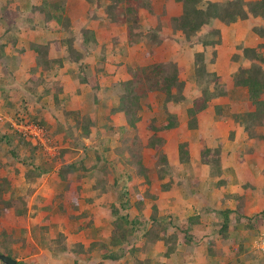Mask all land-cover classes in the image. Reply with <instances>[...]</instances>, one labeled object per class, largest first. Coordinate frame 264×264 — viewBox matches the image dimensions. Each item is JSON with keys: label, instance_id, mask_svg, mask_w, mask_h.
Returning a JSON list of instances; mask_svg holds the SVG:
<instances>
[{"label": "rangeland", "instance_id": "rangeland-1", "mask_svg": "<svg viewBox=\"0 0 264 264\" xmlns=\"http://www.w3.org/2000/svg\"><path fill=\"white\" fill-rule=\"evenodd\" d=\"M39 1L15 0L14 3L8 4L4 0H0V15L4 14L5 10L7 12L9 10L15 11L17 5L23 10H28L32 5L39 3ZM102 1L108 3L110 0ZM153 1L155 13L151 14L148 11H142L139 15L140 26L144 32L156 30L160 24L159 20L165 24L169 19L179 16L182 11L181 4L175 0ZM206 1L224 3L227 0ZM4 7L6 8L5 10L2 9ZM87 11L88 4L85 0H70L68 14L73 21L85 18ZM18 24H20L19 27L22 26L21 23ZM15 25L14 22H11L8 27L12 26L15 28ZM212 25V28L221 29L222 45L218 47V59L214 64H210L211 55H207V71L216 73L219 77L221 76L224 83L228 84L230 88L229 97L219 98L217 102L228 103L232 112H244L247 109L249 100L248 90L235 87L233 79L238 68L241 65L248 67L249 62L242 59L236 61L234 56L241 52L242 47H254L261 42L254 29L257 26H263L264 23L250 18L231 26H226L217 20L213 21ZM43 27V25L38 26L36 31L20 28L17 31L19 38L18 47L28 48L32 41L45 42L49 41L50 38L55 37L57 39L62 37L56 32L51 33ZM101 27L98 29L101 34L106 35V38L102 40L97 35L100 46L96 51L87 55L88 57L82 61V67L80 64H71L64 46L60 51L52 47L51 56L55 59H64V65L66 63V66L74 72L69 75L71 81L66 82L68 86H71L68 91L70 93H74L78 85L75 75L80 73L83 67L90 66V63H99L100 68H104L103 71L107 72L106 76L101 74L102 84L106 88L98 93L99 103H101L102 107L100 108L99 106L98 112L92 115V117L97 119L98 126L93 129L90 138L84 139L85 144L89 146L87 155L91 165L97 162V156L99 155L102 158L99 163L97 162L100 166L105 161H108L116 164L120 173L128 172L133 174L127 164V160L123 159L122 155L130 157V150L133 147L136 149L141 147L139 156L143 167L148 169L150 183L142 186L144 179L134 171L130 188H137L136 192L138 190L137 193L142 197V205H138L139 197L134 192L130 199V206L126 210L123 209L125 198L122 197L121 190L112 187L113 182L110 179H108V182H110L106 191L94 190L92 186L93 173H90L82 183L83 191L80 194V210L78 212L73 211L69 205L63 202L61 184L57 177V169L62 162L58 159L55 161V158L60 155L61 149H72L73 144L71 140L69 141L65 138V132L60 130L62 125H64V130L70 129L72 124V121L70 119L67 120L61 110H63V107L66 110L68 108L80 110L81 107H84V99L75 101V103L72 102L69 106L66 102H63L60 104V108L56 106L52 95L47 99H45L46 96L43 99H39L40 95L45 91V85L48 84L36 86L37 81L30 82L31 69L33 67L30 68L29 66L30 64L36 65L34 62L35 54L30 57L23 55L21 59V56L19 58L17 51L12 50L9 44L5 48L2 61H0V114H2L0 117L3 119L0 120V136L10 130L8 123L11 120L18 119L19 116H14L17 112L24 114L26 113L25 108H28L29 112L35 114L42 110V114L44 113L45 115L43 118L48 120L46 127L50 134V146L52 149L51 151H46L45 148H42V152L48 158V163L53 165V168L51 172L42 178L29 181L24 175L28 168L23 165L22 161L12 164L14 157L10 151L19 147L18 138H11L12 143L10 144L7 142L0 144V156L5 163L11 164L1 169V175L11 180V186L6 189L4 196H6L5 198L13 197L14 199L23 197L28 203V212L24 216H15L13 212L1 211L0 254H10V257L20 264H76L75 254L69 249L76 248L79 243L84 245V250H88L93 243L102 240L107 243L109 250L114 249L110 245V239L114 230V222L118 216L114 215L113 211L115 208L117 211L120 210L122 214H127L130 220H140L143 228L150 225L153 207L156 205L160 217L173 216L172 219L176 222L179 221V224L184 226L191 215L196 210L201 211L203 206L210 204L215 208L221 206L234 208L235 203L236 207L238 205L235 196L244 195L246 201L242 202L241 210H243L245 217L239 218L240 221H237L238 217L234 214L231 217L232 222L229 232L232 235L236 232H245L244 235L250 234V238L256 235L251 242L249 241L250 238L246 240L244 237V245L248 248V252L246 251L247 256L236 255V249L239 248V245L230 243L228 246H224L225 249L222 250V254L218 252L217 259L219 262L217 264H242L238 262L239 259L240 261L243 260L244 264H264V252L257 246V242L264 239V215L262 214L264 211V180H257L264 177V142H259L255 139L250 140L244 126L235 122L232 116L227 115L218 119L219 117H216L212 107L199 114L197 129L187 130L182 133L184 129H187L188 117H186V109L192 105L201 89L205 87V85L199 84V80L196 79L195 55L203 50L201 42L196 41L193 45L184 44L180 33L173 34L163 26L165 40L162 45L154 47L144 42L143 44L145 45H142L141 42L140 45H137V50H134L132 54L137 55V58L133 56L132 61V58H128L130 47L124 45L127 28L125 26L115 27L111 25H106V28ZM2 28L5 29L6 26ZM1 42L4 43L6 40H1ZM123 49H125L126 54L122 53L119 57L117 54L119 50ZM17 59H20L22 64L17 65ZM169 61L176 62L187 70L181 76V80L186 83L183 92L185 103L172 105L166 109L164 106L165 96L157 91L155 86L152 91L149 90L148 95L143 100L142 121L138 123L136 128H129L124 114L111 113V107L117 104V98L113 97L108 89L114 82L131 79L128 71L129 65L141 67L148 65L151 67ZM125 64H127L126 71L129 74V78L126 79L124 78V71L118 69ZM110 66L118 68L111 69L109 68ZM151 76H153L152 73ZM46 82H49V80ZM33 87L37 89V93L33 92ZM80 87L82 88V85ZM85 89L88 91V88H82L83 91ZM2 90L6 91L10 100L15 104V108H9V112L5 110L7 108L5 100L1 98ZM62 100L64 101V98ZM55 108L60 113L57 110V113H55ZM169 116L177 124L174 129L165 131L154 130L153 127L160 128ZM256 131L264 133V128ZM218 133L222 136L219 139H217ZM154 136H160L164 139L162 150L168 156V165L170 166V169L165 167L167 170L166 173L164 172L165 178H161L162 171L160 170L164 168V165L158 164L160 153L158 155L155 150L148 147V142ZM182 143L188 145L187 148L190 153L188 164H182L180 160L178 161L180 154L178 149ZM123 148L127 150H120ZM205 148L213 150L207 159L215 160V165L218 164L224 172L233 173V176L229 175L228 178L231 179L229 187L220 188L221 190L217 192L213 190V185L219 181H216V178H219L216 177L218 175L213 176L211 174V168L201 159V152ZM22 149L24 147L20 151ZM214 150H220V153H213ZM77 151L76 153H68L64 158V162L77 160L78 155L80 157L83 154V150L78 149ZM237 152L247 154V166L243 163L240 164L238 161L240 166L236 167V162L230 160V158L235 157ZM261 152H263V158L260 155ZM236 156L238 157L239 154ZM243 157L245 158V156ZM227 159L229 160L224 162ZM41 162L39 158L37 163ZM15 170H19V172L16 173ZM235 180L238 181L237 184H235ZM167 183L171 184L169 190L163 188ZM238 185L242 189L237 190ZM176 189L177 191L174 193L173 190ZM151 196H157V199H153ZM250 197H253L255 202ZM179 199H182L185 204H178L176 201ZM81 214L86 215V217L80 216ZM217 219L218 214L214 213L213 220L210 222L211 225L207 229L211 235H214V232L220 228V224L214 225ZM247 223L251 225V228L247 226ZM8 231L11 233L9 234ZM201 231L203 230L198 228L197 236H203ZM213 238L219 239V236L215 235ZM155 244V246L153 245L149 248L147 240H141L137 244L141 250L135 253L134 257L125 256L123 261L134 262L136 257L141 260L153 259L154 263L169 262L171 264H181V260L186 263L187 259H189V249L186 245H179L176 253L167 259L163 256L164 244L159 242ZM128 247V245L124 246L127 251ZM206 249L207 247L204 243L199 248H194V252L202 259L204 254H207ZM98 253L99 247H95L93 251H89L83 256L81 255L83 257L81 264L96 263L99 260L100 254ZM209 262L207 261V264H210ZM0 264L3 263L0 261ZM199 264L204 263L199 262Z\"/></svg>", "mask_w": 264, "mask_h": 264}, {"label": "trees", "instance_id": "trees-1", "mask_svg": "<svg viewBox=\"0 0 264 264\" xmlns=\"http://www.w3.org/2000/svg\"><path fill=\"white\" fill-rule=\"evenodd\" d=\"M4 1L12 4L15 0ZM85 1L88 4V11L85 18L76 21H73L68 14L69 0H40L39 3L32 5L28 10H23L18 5L15 11L9 10L7 12L5 7L2 8L5 10V13L0 15V61H2L5 48L9 44L12 50L17 51L19 58L26 53L25 47H18L19 38L17 31L20 28L36 31L38 26L43 25V28L51 33L56 32L62 37L57 39L55 37L50 38L49 41L45 42L32 41L28 47L35 54L36 64L31 69L30 82L37 81L36 86H40L47 83L46 81L48 79H57L60 69L63 66L64 59L52 58V47L60 51L64 46L70 62L80 63L88 54L96 51L100 46L95 31V27L98 24L104 23L105 25L115 27L125 26L127 29L124 45L128 47H133L141 42L149 46H161L165 40L163 32L164 26V28H167L173 34L180 33L184 44L188 43L193 45L198 41L201 42L203 48L201 52L195 55V63L196 79L199 80V84H203L205 87L201 89L192 105L186 109V117H188L187 130L197 129L199 114L212 107L216 116L230 115L235 122L244 126L250 140L255 139L259 142H264V133L256 131L257 129L264 128V25L257 26L254 29L261 42L254 47H242L241 52L234 56L236 61L242 59L249 62L248 67L241 65L238 68L233 79L235 87L248 90L249 100L247 109L244 112H232L228 103L217 102L219 98L229 97L230 88L228 84L224 83L222 77H219L213 72L209 73L206 65L208 54L211 55L210 64L216 62L218 58V47L222 45V31L219 28H212V22L217 20L226 26H231L239 21H246L253 18L257 22L264 23V0H227L224 3L206 0H175L182 6L180 15L169 19L165 24L159 20L160 24L156 30L149 32L142 31L139 15L142 11H148L151 14L155 13L153 0H110L108 3H104L102 0ZM11 22L16 24L15 28L12 26L8 27V24ZM18 23H21L22 26L19 27L20 24ZM3 26H6V28L3 29ZM1 40H6V42L2 43ZM17 61L20 62L21 60L17 59ZM103 69L100 68V64L95 68L91 66L83 67L80 73L76 75V78L78 79L79 85L90 88L84 94V107L72 112L67 111L64 107L61 110L66 119L72 121L70 129L64 130V125H62L60 130L65 132V138L67 140L72 141L73 148L61 149L60 155L55 158V161L58 159L62 162L57 169V177L61 184L60 189L63 193V202L76 212L80 210V194L83 191L82 183L90 173H93L92 186L94 190L106 191L107 185L110 182H108V179L112 180V187L121 190V195L125 198V203H123V209L125 210L130 206V199L137 189L130 188L133 174L136 172L144 179L142 186L150 183L148 169L147 167H143L141 157L139 156L141 147L138 149L133 147L130 150V157L122 155V158L127 160V164L133 174L128 172L120 173L118 166L108 161H105L100 166L98 163L102 158L99 155L97 156L98 163L95 162L92 165L90 163L89 156L87 155L89 146L85 144L84 139L90 138L93 129L98 126L97 119L92 117V115L98 112L99 106L100 108L102 107L101 103H99L98 93L106 88L100 80V75L105 72ZM128 71L131 79L112 83L108 91L112 93L113 97L117 98V104L111 107V113L124 114L129 128H136L138 123L142 121L141 112L143 100L148 95L149 90L152 91L155 86L156 90L165 96L164 106L166 109L172 105L185 103L183 92L186 83L181 80L185 68L180 64L169 61L151 67L148 65L145 67L129 65ZM151 73L153 76H151ZM36 90L34 88L33 92L37 93ZM62 90L63 85L55 81L53 86L50 85L49 87L45 85V91L40 95L39 99L52 95L56 106H59V108L63 102H67V105H69L70 96H65L64 101L60 98ZM1 94V98L5 100V106L8 110L9 108L14 109L15 104L10 100L6 91L2 90ZM25 110L26 113L24 114L17 112L14 115L15 117L19 116L17 120L21 117L22 120L34 122L43 127L45 126L47 129L48 120L43 118L42 110L35 114L29 112L28 108H25ZM176 125L174 119L169 116L160 128H153L154 130L159 129L165 131L174 129ZM8 127L10 130L3 136H0V144L5 142L10 144L12 143V139L18 138L19 147L10 151L14 157L12 164L22 161L23 165L28 168V171L24 175L29 181L40 179L51 172L53 165L48 163V158L42 152V147L23 138L22 135L13 129L11 122L8 123ZM163 144V138L154 136L148 142V147L155 150L158 155L160 153L158 156V164H163L164 168L167 167L170 169L168 156L162 150ZM23 147L24 149L20 151ZM187 147L188 145L185 143L180 144L179 160L182 164H188L190 161V153ZM78 149L83 150V154L77 160L64 162V158L68 153L76 152ZM212 151L209 148L202 150L201 159L211 168V174L213 176L218 175L221 177L213 185V190H218L227 183L224 180V174L226 172L218 164L215 165V160L207 159L212 154ZM213 153L219 154L220 150H214ZM39 158L42 162L38 164L37 160ZM9 164L5 163L0 156V214L2 213L1 211H4L8 213L13 212L15 216H24L28 212V203L25 198L18 197L14 199L13 197L5 198L6 196H4L6 189L11 186V180L1 175V169L8 167ZM164 168L160 169L162 171L161 178H165L166 176L164 172L166 173L167 170ZM15 171L16 173L19 172V170ZM163 188L169 190L171 184L167 183ZM137 192L135 194L139 197L138 205H142V197ZM151 197L157 199V196ZM235 197L238 204L237 208L235 210H224L218 215V219L215 222H220L221 228L214 232V235H210L211 237L206 238L207 235L199 237L195 233V229L198 230L202 224H205L202 221V218H204L203 214L190 217L187 224L181 226L179 221L177 223L172 219L173 216L160 217L158 207L155 205L153 207L151 222H148L150 225L142 228L140 220H130L127 214H122L120 210L117 211L114 207V215L116 214L118 216L114 222V230L112 231L110 239V245L114 247L113 250H109L107 243L102 240L93 243L88 250H84V245L81 243L77 244L76 248L69 250L75 254L76 264H81L83 261L82 256L89 253V251H93L95 247H99L98 254L100 255L99 260L93 264H171L169 262L154 263L153 259L149 258L141 260L135 257L134 262L123 261V259L127 255L134 257V254L141 250L137 244L144 239L147 240L149 248L157 242L164 244L165 250L163 256L167 259L176 253L179 245H186L189 249L188 253L191 252L192 254L193 248H199L204 243H206L207 255L216 258L218 252L222 254V249L221 251L217 250V245L214 240L216 238L212 237L218 235L224 244L227 242L239 245V248L236 249V255L247 256L246 251L248 252V248L244 245V237L247 240V238H250V234L244 235L245 232H236L232 235L229 232L232 222L231 217L234 214L238 217L237 221H240L239 218L245 217L243 210H241L243 206L242 202L246 201L245 197L244 195H237ZM262 214L264 215V211ZM208 215L212 216L213 219L212 214ZM80 216L86 217L84 214ZM247 226L251 228V225L248 223ZM8 233L10 234L11 232L8 231ZM252 238L249 239L250 242ZM125 245L129 246L128 251L124 248ZM143 247L146 248L144 245ZM7 255L10 257V254ZM238 262L244 264L243 260L240 261L239 259ZM17 264L20 263L17 262ZM214 264L217 263L214 262Z\"/></svg>", "mask_w": 264, "mask_h": 264}, {"label": "crops", "instance_id": "crops-1", "mask_svg": "<svg viewBox=\"0 0 264 264\" xmlns=\"http://www.w3.org/2000/svg\"><path fill=\"white\" fill-rule=\"evenodd\" d=\"M69 3H70V0H69ZM69 3H68V8H69ZM180 15V14H179ZM102 26V27H101ZM106 28V25L104 24V23H101V24H98V25H96V27H95V31L96 30H98V31H96L97 32V35H98V37L100 38V39H102V40H104L105 38H106V35L105 34H101L100 33V31H99V29L98 28ZM141 44V43H140ZM140 44H137V45H140ZM137 45H135V46H133V47H130L129 48V50H128V58H132V61H133V56L135 57V58H137V55H132L133 54V52H134V50L136 51L137 50ZM142 45H145V44H143L142 43ZM26 48V47H25ZM121 49V48H120ZM219 49V48H218ZM220 52V51H219ZM122 53H124V54H126V51H125V49H123V50H119V53L117 54L118 56L119 55H121ZM32 54L34 55V52L33 51H31L29 48H26V53L24 54V56H26V57H30V56H32ZM35 56V55H34ZM88 56H86L85 58H87ZM120 57V56H119ZM23 58V56H21V59ZM218 59V58H217ZM118 60V59H117ZM22 61H20V62H17L16 61V64L18 65V64H22L21 63ZM35 62V61H34ZM71 64L72 65H78V64H80L81 65V67L83 66V62H80V63H72L71 62ZM121 64V63H120ZM91 67H93V68H95V67H98L99 66V63H97V62H95V63H90L89 64ZM126 65V66H125ZM124 66H121V67H116V66H110L109 68H111V69H113V68H118V69H120V70H123L124 71V78L126 79V78H129V74H128V72L126 71L127 70V64H125ZM64 66V67H63ZM63 66H62V68L60 69L61 71L59 72V75H58V77H57V79H48L49 80V82H47V84H48V86L50 87V85H52L53 86V84H54V82L55 81H58V82H60L62 85H63V91H62V93H60V98L62 99V98H65V96H70V100H69V104L70 103H72V102H74L75 103V101H80L81 99H84L85 100V93H87L89 90H90V88L89 87H87V86H83L82 85V88L84 87V88H88V91H87V89H85V91H83L82 90V88L80 87V85H79V83H77L78 85H77V87L75 88V92L74 93H70V92H68L69 91V89H70V85L68 86L67 85V81L69 82V81H71V78H70V76L69 75H72L71 73H74L70 68H68L67 66H66V63H65V65H64V63H63ZM89 66V67H90ZM30 68H32V67H34L32 64H30V66H29ZM187 70H185V72H186ZM103 75H107V72H104V73H102ZM75 75V74H74ZM221 77V76H220ZM75 78H76V75H75ZM100 78H101V75H100ZM76 80H78L77 78H76ZM101 80V82H102V79H100ZM127 80H129V79H127ZM50 96V95H49ZM49 96H47L45 99H47ZM67 103V102H66ZM69 106V105H68ZM5 110H7L8 112H9V110L6 108ZM55 110V113H57L56 112V110H57V108H55L54 109ZM73 110H76V109H74V108H71V109H67V111H69V112H72ZM59 113H60V111L59 110H57ZM43 112H45V111H43ZM62 112V111H61ZM2 114H0V116H1ZM117 115H120L119 113L117 114ZM42 116L43 117H45V115H44V113L42 114ZM216 117H219L218 119H220L221 117H226V116H216ZM121 118H123V117H121ZM0 120H3V119H1V117H0ZM187 131V129H184V131L182 132V133H185ZM218 138L217 139H219V138H221L222 136H221V134L220 133H218ZM240 149V148H239ZM179 150V149H178ZM76 152H78V151H76ZM75 152V153H76ZM237 154H239V156L237 157L236 155ZM263 154V152H261V154L260 155H262ZM236 155H235V157H232V158H230V160H232L233 162H236L235 163V165H236V167H239L240 166V164L241 163H243L244 165H246L247 166V158H246V156H247V154L246 153H240V152H237L236 153ZM245 156V158L243 157V156ZM262 158H263V155L261 156ZM79 158V155H78V157H77V159ZM73 160V159H72ZM229 159H227V160H225L224 162H226V161H228ZM178 161H179V158H178ZM240 162V164H239V162ZM194 163V162H193ZM234 165V166H235ZM235 168V167H234ZM226 174H227V177H226ZM229 175H232L233 176V173H231V174H229L228 173V171H227V173H225L224 174V180H226L227 181V183L225 184V185H223V186H221L220 188H226V187H229V184L231 183V179H228L229 178ZM216 177H218L219 179L221 178V177H219V176H216ZM259 177H261V176H259ZM206 178H208V177H206ZM256 178V177H255ZM203 179H205V178H203ZM219 179H217L216 178V181L217 180H219ZM205 180H207V179H205ZM258 181L259 180H264V177H262V178H260V179H257ZM237 182L238 181H236L235 180V184H237ZM177 188V187H176ZM218 189V190H216V192L217 191H220L221 189ZM241 187L238 185L237 186V190L238 189H240ZM242 189V188H241ZM172 190V189H171ZM174 191V193H175V191H177V189L176 190H173ZM241 191V190H240ZM237 196V195H236ZM232 198H234V197H232ZM250 198H252V200H253V202H255V200H254V198L253 197H250ZM234 201H235V199H234ZM178 204H185L183 201H182V199H179L178 201H176ZM237 207H236V203H235V206H234V208L233 207H214L213 205H205V206H203L202 207V209H201V211H195V213H193V215H191V217L192 216H195V215H200V214H203L204 215V218H202V221L205 223V224H202V226L200 227V230H203V231H201V232H203V235H207L206 236V238L207 237H209L211 234H210V231L209 230H207L208 229V227H209V225H211V223L210 222H212V216H207V214H214V213H217L218 215H220L221 214V212L222 211H224V210H235ZM209 221V222H208ZM218 224H220V222H217L216 224H215V222H214V225H218ZM220 227V226H219ZM221 228V227H220ZM219 228V229H220ZM218 229V230H219ZM197 232V230L195 229V233ZM209 232V233H208ZM211 237V236H210ZM205 238V239H206ZM213 238V237H212ZM211 240V239H210ZM209 240V241H210ZM215 240V242H216V247H217V250H220L221 251V249L222 250H224L225 249V247L226 246H228V244H230V243H227V242H225L226 244H224L223 243V241L221 240V239H214ZM207 242V241H206ZM222 243H223V245H222ZM206 244V243H205ZM234 245V244H233ZM225 246V247H224ZM197 247H195V249H196ZM225 252H226V250H225ZM217 257L218 256H216V258H212V257H210L209 255H207L206 253L204 254V257L201 259L195 252H194V248H193V253L191 254V252L190 253H188V258L189 259H187V262L185 263V261L184 260H181V264H199V262H201V263H206L207 264V261L211 264H213L214 262H216V263H218L219 261H218V259H217Z\"/></svg>", "mask_w": 264, "mask_h": 264}, {"label": "built area", "instance_id": "built-area-1", "mask_svg": "<svg viewBox=\"0 0 264 264\" xmlns=\"http://www.w3.org/2000/svg\"><path fill=\"white\" fill-rule=\"evenodd\" d=\"M10 122L13 129L26 140L45 148L46 151L52 150L50 146V134L45 127L34 122L22 120L21 117L19 120H11ZM257 246H259L258 248L264 252V239L257 242Z\"/></svg>", "mask_w": 264, "mask_h": 264}, {"label": "water", "instance_id": "water-1", "mask_svg": "<svg viewBox=\"0 0 264 264\" xmlns=\"http://www.w3.org/2000/svg\"><path fill=\"white\" fill-rule=\"evenodd\" d=\"M0 261L3 264H17V261L15 259L4 254H0Z\"/></svg>", "mask_w": 264, "mask_h": 264}]
</instances>
